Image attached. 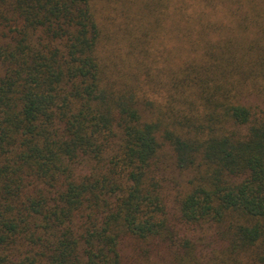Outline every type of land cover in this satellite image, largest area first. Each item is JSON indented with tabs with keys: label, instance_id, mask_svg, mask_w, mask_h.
<instances>
[{
	"label": "trees",
	"instance_id": "16d2710c",
	"mask_svg": "<svg viewBox=\"0 0 264 264\" xmlns=\"http://www.w3.org/2000/svg\"><path fill=\"white\" fill-rule=\"evenodd\" d=\"M128 237L264 264V0H0V264H123Z\"/></svg>",
	"mask_w": 264,
	"mask_h": 264
},
{
	"label": "rangeland",
	"instance_id": "374dc122",
	"mask_svg": "<svg viewBox=\"0 0 264 264\" xmlns=\"http://www.w3.org/2000/svg\"><path fill=\"white\" fill-rule=\"evenodd\" d=\"M190 177L188 173H183L179 178L185 183L186 179ZM175 203L173 201L170 202L169 210H173L175 208ZM188 231V227L186 229ZM190 232L193 234V239L198 238L202 239L199 243H197L198 252H200L204 257L210 256L212 252L216 249L222 248L225 245V240L221 239L217 234L214 226L204 225L202 227L198 226L196 230L190 228ZM123 249V264H156L153 261H157L161 264H167L165 259L169 260L172 256L169 254V249L167 247L158 248L159 254L148 255L142 254V250H140V244L136 240L128 237L122 246ZM141 251V252H140ZM138 253V254H137ZM158 257V259L156 258ZM153 258V259H152ZM164 258V259H163ZM169 263V262H168Z\"/></svg>",
	"mask_w": 264,
	"mask_h": 264
}]
</instances>
